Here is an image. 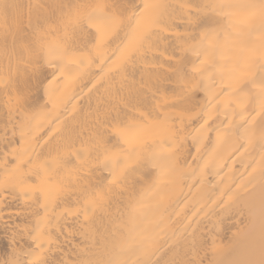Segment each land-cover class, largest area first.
Segmentation results:
<instances>
[{
    "label": "bare ground",
    "instance_id": "obj_1",
    "mask_svg": "<svg viewBox=\"0 0 264 264\" xmlns=\"http://www.w3.org/2000/svg\"><path fill=\"white\" fill-rule=\"evenodd\" d=\"M4 2L18 7L0 28V264H258L264 141L244 84L264 76V32L219 5L259 0ZM78 7L162 24L117 71L124 33L97 49L87 20L92 56L61 55Z\"/></svg>",
    "mask_w": 264,
    "mask_h": 264
},
{
    "label": "snow or ice",
    "instance_id": "obj_2",
    "mask_svg": "<svg viewBox=\"0 0 264 264\" xmlns=\"http://www.w3.org/2000/svg\"><path fill=\"white\" fill-rule=\"evenodd\" d=\"M18 7L17 5L9 4L4 2L0 4V15L3 16V24L0 25V28L3 29L5 35H7L8 31L11 28L9 24V10ZM79 7H90L89 5L79 6ZM79 7L77 8V12L75 16L71 13L68 15V18L65 22V39L61 44V55L67 56L69 54H73L76 52L81 53V57L86 53L88 57L92 56L90 50H88L87 45L91 43V40H88L87 43L80 40L77 32L87 33V35L92 36L91 32H88L84 28L85 20L89 23V28L93 26V23L96 24L97 33H99V39L97 41L96 47L99 49L103 46L104 40L107 34L116 32V36L119 37L121 32L124 33L123 39H121L120 43L117 44L116 48L112 51L111 55L108 56V59L111 60L115 57L113 61L116 64L117 71L125 68L129 63L133 62L138 53H140L145 43L148 42L153 36L157 35L155 29L159 28L162 24V20L159 15H152L148 17L138 16L135 11L133 15L128 17L127 22L124 21L123 12L119 14H110L105 12L101 16H96L93 13L83 14L80 12ZM145 8H159L160 5H144ZM210 7H217L212 5ZM219 7H243L247 9L254 10V16L258 21L259 29L264 32V0H259V3L256 4H248V5H219ZM133 20L136 21L135 26H133ZM114 41H109V43H113ZM261 48L264 49V42L261 44ZM259 59L264 61V51L261 52ZM81 62L83 59L81 58ZM264 66V64H262ZM247 69H238V71L244 72ZM176 75V81H172L171 77H168L167 80L169 83H176L179 85L181 81H184L185 74L182 71V68L178 65L173 69ZM248 84H251L253 87L258 88L259 92L256 94L257 98L260 101V115L262 120V127L260 131V140L264 141V76L260 77L259 81L252 77L245 84L244 88L247 87ZM244 88H240V91H243ZM182 90V89H181ZM173 93H176V89H172ZM170 107H177V105H171ZM264 147V144H262ZM78 155V154H77ZM42 247V245H39ZM215 251V250H214ZM4 264H8L7 261ZM35 264H44L43 261H40L39 258L35 261ZM209 264H213V261H209ZM249 264H257V262H249ZM258 264H264V251H262L261 259Z\"/></svg>",
    "mask_w": 264,
    "mask_h": 264
}]
</instances>
